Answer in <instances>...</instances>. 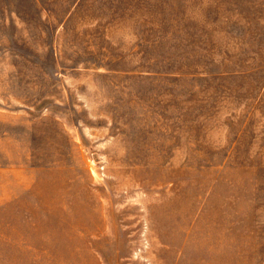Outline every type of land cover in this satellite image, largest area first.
Instances as JSON below:
<instances>
[{
	"label": "rangeland",
	"instance_id": "obj_1",
	"mask_svg": "<svg viewBox=\"0 0 264 264\" xmlns=\"http://www.w3.org/2000/svg\"><path fill=\"white\" fill-rule=\"evenodd\" d=\"M0 264H264V0H0Z\"/></svg>",
	"mask_w": 264,
	"mask_h": 264
}]
</instances>
